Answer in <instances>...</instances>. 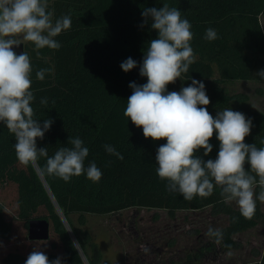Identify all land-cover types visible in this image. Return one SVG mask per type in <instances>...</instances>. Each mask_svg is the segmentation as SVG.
<instances>
[{"label": "trees", "instance_id": "trees-1", "mask_svg": "<svg viewBox=\"0 0 264 264\" xmlns=\"http://www.w3.org/2000/svg\"><path fill=\"white\" fill-rule=\"evenodd\" d=\"M54 19L70 15L69 30L55 39L61 44L58 50H39L25 44L33 66L32 91L34 119L53 121L44 138L37 139L38 148H47L49 156L68 142L79 137L89 149L85 168L94 162L102 171L99 182L93 183L86 175L72 177L64 182L55 176L40 174L37 168L21 165L15 155V137L0 123V240L12 241L16 225L22 224L29 236L31 219H46L50 224V237L28 243L39 247L53 261L61 264H100L97 244L89 242L86 232H78L73 215L85 223L87 213L108 214L131 207L178 210L202 209L212 206L229 215L230 223L221 229L227 250L237 243L234 235L260 223L264 218L262 204L257 200L252 219L241 216L214 188L206 198L185 200L179 192L167 189L157 173L155 156L166 140L145 138L142 128L136 127L124 116L127 99L132 94L130 83L143 85L146 77L139 74L149 42L158 33L151 29V20L144 22L145 8H160L165 3L181 11L182 18L191 25V47L195 63L181 79L169 84L167 90L180 91L201 81L210 99L207 109L213 117L218 111L231 108L252 120L253 127L245 143L264 147V112L249 103L246 93H229L223 82L262 79L255 69L264 70V29L261 15L264 0H48ZM213 28L217 39H204L206 29ZM131 57L137 67L124 72L121 63ZM51 68L43 81L36 79V71ZM216 69L219 77L215 76ZM46 98L47 104H41ZM213 150L208 156L203 149L196 155L215 159L219 141L214 133L210 139ZM111 145L123 159L105 151ZM45 158L39 160L43 167ZM249 166L246 165V168ZM258 194L260 189H255ZM237 218L233 221V218ZM86 233V234H85ZM75 238V239H74ZM78 244L82 250L80 252ZM19 241L13 249L0 256V264H25L29 249ZM30 248V247H29ZM259 264H264V251Z\"/></svg>", "mask_w": 264, "mask_h": 264}, {"label": "clouds", "instance_id": "clouds-1", "mask_svg": "<svg viewBox=\"0 0 264 264\" xmlns=\"http://www.w3.org/2000/svg\"><path fill=\"white\" fill-rule=\"evenodd\" d=\"M142 16L145 24L151 20V29L158 36L149 42L139 70L147 82L130 83L133 91L127 99L124 116L142 128L145 138L166 140L157 149L155 161L156 173L167 182L169 191L179 192L191 201L195 197H209L218 187L226 202L234 201L241 216L252 219L257 200L264 202V147L245 143L253 127L252 120L231 108L218 111L213 117L207 109L210 99L205 85L196 79L180 91L169 92L167 86L181 79L195 63L192 25L182 18L179 9L167 3L160 8H145ZM71 24L70 15L54 19L48 0H0V123L14 135L15 155L21 165L32 166L40 174L64 182L86 175L97 183L102 171L94 162L85 168L89 149L79 137L68 141L71 147H61L52 156L46 147H37V139L44 138L53 121L45 119L41 124L34 119L32 61L28 52L18 55L13 50L24 42L34 45L37 56L41 49L58 50L61 44L55 38L69 30ZM204 39H217L216 30L206 29ZM120 66L127 73L137 67V62L129 57ZM50 72L51 68H41L36 71V79L43 81ZM257 75L264 79V70ZM47 102L46 98L40 101ZM214 133L219 151L214 160L205 161L196 153L203 149V155L208 156L212 152L210 139ZM105 151L123 159L111 145H105ZM41 158H45L43 167L39 166ZM206 235L215 238L216 243L223 239L222 231L212 227ZM25 264H61V258L49 261L40 248H35Z\"/></svg>", "mask_w": 264, "mask_h": 264}, {"label": "rangeland", "instance_id": "rangeland-1", "mask_svg": "<svg viewBox=\"0 0 264 264\" xmlns=\"http://www.w3.org/2000/svg\"><path fill=\"white\" fill-rule=\"evenodd\" d=\"M261 23L264 29V14ZM261 70L257 67L255 73ZM215 76L219 77L217 69ZM223 86L229 93L248 94L250 105L264 112V79L226 81ZM228 204L238 209L234 201ZM261 204L264 210V202ZM84 219L82 224L80 216L73 215L81 236L86 232L83 237L89 236V242L97 244L100 264H259L264 251V218L259 226L235 234L237 244L229 250L222 240L216 243L215 238L208 237L209 227L221 230L230 223L228 214L212 206L175 213L131 207L108 214L87 213ZM26 234L24 226L18 223L12 241L0 240V256L19 241L23 250L32 252L39 248L28 243ZM83 259L88 264L84 255Z\"/></svg>", "mask_w": 264, "mask_h": 264}, {"label": "water", "instance_id": "water-1", "mask_svg": "<svg viewBox=\"0 0 264 264\" xmlns=\"http://www.w3.org/2000/svg\"><path fill=\"white\" fill-rule=\"evenodd\" d=\"M13 50L19 55L25 51V43L14 46ZM50 237V224L46 219H31L29 222V238L35 240H46Z\"/></svg>", "mask_w": 264, "mask_h": 264}, {"label": "crops", "instance_id": "crops-1", "mask_svg": "<svg viewBox=\"0 0 264 264\" xmlns=\"http://www.w3.org/2000/svg\"><path fill=\"white\" fill-rule=\"evenodd\" d=\"M263 211V213H264V210H262ZM261 223V222H260ZM260 223H258L256 226H254V227H252V228H255V227H257V226H259L260 225ZM251 228H249V229H247V230H250ZM246 230H244V231H241V232H238V233H236V234H240V233H242V232H245Z\"/></svg>", "mask_w": 264, "mask_h": 264}, {"label": "built area", "instance_id": "built-area-1", "mask_svg": "<svg viewBox=\"0 0 264 264\" xmlns=\"http://www.w3.org/2000/svg\"><path fill=\"white\" fill-rule=\"evenodd\" d=\"M79 246V245H78ZM80 250V249H79ZM82 250H80V252H81ZM82 253V252H81ZM87 263L89 264V262H88V260H87Z\"/></svg>", "mask_w": 264, "mask_h": 264}]
</instances>
